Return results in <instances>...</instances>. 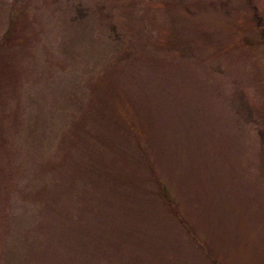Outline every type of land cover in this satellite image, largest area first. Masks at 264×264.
Returning <instances> with one entry per match:
<instances>
[{"label":"rangeland","instance_id":"374dc122","mask_svg":"<svg viewBox=\"0 0 264 264\" xmlns=\"http://www.w3.org/2000/svg\"><path fill=\"white\" fill-rule=\"evenodd\" d=\"M0 264H264V0H0Z\"/></svg>","mask_w":264,"mask_h":264}]
</instances>
